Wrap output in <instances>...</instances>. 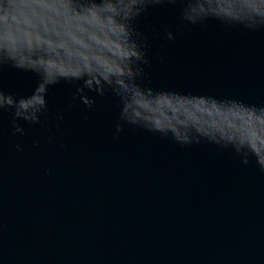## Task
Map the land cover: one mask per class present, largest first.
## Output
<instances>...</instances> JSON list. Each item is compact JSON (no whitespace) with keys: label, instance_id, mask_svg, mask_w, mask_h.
Here are the masks:
<instances>
[{"label":"water","instance_id":"water-1","mask_svg":"<svg viewBox=\"0 0 264 264\" xmlns=\"http://www.w3.org/2000/svg\"><path fill=\"white\" fill-rule=\"evenodd\" d=\"M189 2L198 7L161 0L134 18L148 57L138 99L166 126L232 134L250 119L235 100L264 106V25L214 14L193 23L183 16ZM59 3L37 0L33 18L54 19ZM216 6L227 14L239 5ZM68 31L69 54L79 52ZM76 83L50 85L51 111L37 123L20 118L23 134L0 110V264H264L255 156L244 163L231 146L181 144L121 120L123 101L110 89H88L96 98L88 107L74 97ZM40 84L32 70L0 66V88L17 97L40 95Z\"/></svg>","mask_w":264,"mask_h":264},{"label":"clouds","instance_id":"clouds-1","mask_svg":"<svg viewBox=\"0 0 264 264\" xmlns=\"http://www.w3.org/2000/svg\"><path fill=\"white\" fill-rule=\"evenodd\" d=\"M36 2L0 0V66L11 64L32 70L41 81L40 95L34 91L17 97L15 93L0 88V110L11 111L13 134L26 132L20 118L31 123L41 122L42 116L51 111L47 97L49 86L67 80L78 82L73 95L88 107H92L96 99L88 94V89L100 94L110 89L123 101L121 120L165 135L171 134L181 144L207 139L231 146L244 163L255 156L257 164L264 170V106L246 105L242 100H235L236 105L247 110L250 119L232 134L210 133L198 124L183 128L166 126L146 114V105L138 98L143 95L139 78L143 76L148 57L140 40L143 34L134 27L133 21L150 4L161 0H60V11L55 18L41 20L32 16ZM76 3L81 6L76 8ZM237 3L238 7L224 14L217 8V0H199L195 9L189 2L184 7L183 16L193 23L214 14L251 28L264 25V0H255L254 3L237 0ZM10 17L15 23H9ZM69 28L77 34L72 44L80 49L73 54H69V46L63 42L70 35ZM175 35L169 27L168 38L175 39ZM109 41L119 43L110 44ZM61 48L64 49L63 55L59 51ZM147 90L151 92L153 89ZM57 117L63 119V109L57 112ZM122 129L123 124L117 122V134Z\"/></svg>","mask_w":264,"mask_h":264}]
</instances>
